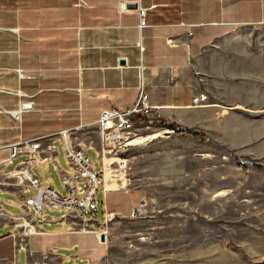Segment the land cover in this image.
<instances>
[{"label":"crops","instance_id":"1","mask_svg":"<svg viewBox=\"0 0 264 264\" xmlns=\"http://www.w3.org/2000/svg\"><path fill=\"white\" fill-rule=\"evenodd\" d=\"M139 8L147 9L144 26ZM261 24L264 0H0V264H103L108 223L129 218L147 199L141 187H103L104 223L98 208L91 222L98 232L77 233L73 211L44 205L36 213L27 204L37 189L14 173L25 159L11 157L18 141L51 146L53 159L37 158L29 171L42 187L66 194L61 176L76 172L66 149L96 150L100 159L102 111L133 108L143 88L150 125L164 119L235 147L252 143L257 133L212 102L208 54L240 28ZM200 92L208 103H193ZM27 103L32 108L23 109ZM25 214L37 233L23 247L15 217Z\"/></svg>","mask_w":264,"mask_h":264},{"label":"rangeland","instance_id":"2","mask_svg":"<svg viewBox=\"0 0 264 264\" xmlns=\"http://www.w3.org/2000/svg\"><path fill=\"white\" fill-rule=\"evenodd\" d=\"M208 61L213 104L257 138L235 147L215 133L138 125L127 146L107 156L105 185L115 188L110 176L125 175L123 182L145 189L147 206L108 223L103 264H264V24L219 41ZM88 155L101 172L98 152ZM106 199L101 184L102 224Z\"/></svg>","mask_w":264,"mask_h":264},{"label":"built area","instance_id":"3","mask_svg":"<svg viewBox=\"0 0 264 264\" xmlns=\"http://www.w3.org/2000/svg\"><path fill=\"white\" fill-rule=\"evenodd\" d=\"M125 6V5H124ZM146 8H139L140 26L146 25ZM172 41V40H171ZM22 75V73H20ZM147 95L143 88L138 92L137 101L131 109H104L98 119V132L100 135L101 149L100 162L102 166L101 172H97L87 152L80 146H73L66 149L67 162L75 168L74 175L62 174L61 180L67 188V193L63 194L53 187H42L37 177L33 176L29 171V166L37 158L47 162L53 159V149L51 146L43 147L40 139L27 141H18L11 146V157L24 155L25 159L21 161L19 167L14 171L16 176L22 177L30 185L37 189V194L26 200L27 204L31 205L36 213L42 212L44 205L50 208L69 209L73 211L76 218L74 231L77 233L95 231L91 228V222L97 221V191L102 184L106 188V171L111 163H106L107 156L116 153L120 148L126 147V139L131 135H137L136 130L138 125H144L146 128L151 125L143 120V115H147L149 106L146 104ZM209 102V96L205 92H200L193 98V103L205 104ZM15 117H19L18 113H14ZM172 131H174L172 129ZM120 160V159H119ZM120 167H124V161L120 160ZM119 161V163H120ZM125 175L110 176L109 180L119 181L118 188H123L128 191L131 186L123 182ZM78 182L82 186H78ZM147 206V199L143 198L140 207L132 211L130 218L137 217L142 211L141 208ZM90 215L91 220L88 221L87 216ZM110 219L111 214L106 213ZM19 219L17 227L18 234L25 241L21 246L25 247L28 244V238L37 233L34 219L28 214L15 217Z\"/></svg>","mask_w":264,"mask_h":264},{"label":"bare ground","instance_id":"4","mask_svg":"<svg viewBox=\"0 0 264 264\" xmlns=\"http://www.w3.org/2000/svg\"><path fill=\"white\" fill-rule=\"evenodd\" d=\"M163 133V131H158L155 132L149 136H147L146 138H138V139H133L131 141H129V144H137V143H141L144 140L150 139V138H156L158 136H160ZM165 133V132H164Z\"/></svg>","mask_w":264,"mask_h":264},{"label":"trees","instance_id":"5","mask_svg":"<svg viewBox=\"0 0 264 264\" xmlns=\"http://www.w3.org/2000/svg\"><path fill=\"white\" fill-rule=\"evenodd\" d=\"M156 124L158 126L168 127L170 129H173V130H175L178 127L176 124L170 123L164 119H156Z\"/></svg>","mask_w":264,"mask_h":264},{"label":"water","instance_id":"6","mask_svg":"<svg viewBox=\"0 0 264 264\" xmlns=\"http://www.w3.org/2000/svg\"><path fill=\"white\" fill-rule=\"evenodd\" d=\"M128 6H129V7H134V6H136V5H135L134 3H132V4H129ZM121 63L124 64L125 61H124V60H121ZM29 108H32V105H31V104L27 103V104H24V105H23V109H29ZM102 240H105L104 233H103V236H102Z\"/></svg>","mask_w":264,"mask_h":264}]
</instances>
